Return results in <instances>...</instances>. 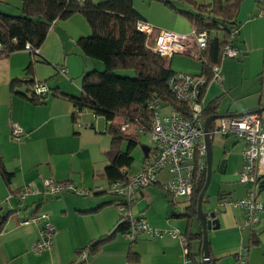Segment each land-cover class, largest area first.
I'll list each match as a JSON object with an SVG mask.
<instances>
[{
    "label": "crops",
    "instance_id": "0c3cea01",
    "mask_svg": "<svg viewBox=\"0 0 264 264\" xmlns=\"http://www.w3.org/2000/svg\"><path fill=\"white\" fill-rule=\"evenodd\" d=\"M132 5L142 22L152 26L154 31L169 30L187 35L192 31L185 18L160 1L132 0ZM20 6V0H0L3 13H14ZM235 22L238 36L233 46L240 54L234 58L245 57L252 29L264 31V3L243 0ZM89 34L85 18L74 14L57 21L48 30L38 49L39 56L19 51L0 57V157L10 175L8 183L0 176V218L6 216L5 226L0 231V264H185L183 240L187 220L181 214L187 203L180 198L173 200L163 190L167 174L160 173L157 182L137 192L130 210L132 217L142 218L149 227L178 230L181 238L139 234L135 241L129 240L124 231L118 230L119 214L114 205L117 197L109 193V184L103 175L107 165L105 154L111 141L109 124L89 110L77 111L71 101L60 96L49 93L43 103L28 98L29 85L21 79L29 64L36 83L44 82L47 88L67 95H80L82 75L100 68L97 62L83 57L76 44L79 37ZM261 47L264 51V39ZM175 55L188 57L189 64L197 63L199 70L193 75L200 74L201 51L192 42L183 52L164 59L165 67L171 69ZM244 57L241 61L246 59ZM61 68L66 70L64 75L58 73ZM178 68L179 71L171 70L184 71L181 66ZM252 84L256 81L252 80ZM237 88L228 77L212 80L202 96L204 108L212 103L215 114L228 115L264 107V79L256 86L238 90L240 93L236 96ZM12 122L23 129L18 140L11 137ZM242 165L243 160L237 173ZM136 171L138 169L128 175ZM45 179L71 182L78 193L48 196L43 189ZM239 184L220 189L218 194L228 200L244 198L249 185ZM25 186L35 193L20 201L17 191ZM255 189L257 198L264 199L263 189L259 190L258 186ZM94 190L101 192L93 193ZM220 199L217 196L216 205L205 212H214L219 224L207 233L209 264H264V214L253 226H243L244 212L219 206ZM41 215L48 217L54 231L50 250L36 254L32 246L43 227L44 221L37 219ZM190 231L201 232L199 221H192ZM103 236L108 238L93 251L86 249ZM201 242L196 239L190 242L193 253L201 250ZM83 249H86V257L80 260L78 251Z\"/></svg>",
    "mask_w": 264,
    "mask_h": 264
},
{
    "label": "trees",
    "instance_id": "16d2710c",
    "mask_svg": "<svg viewBox=\"0 0 264 264\" xmlns=\"http://www.w3.org/2000/svg\"><path fill=\"white\" fill-rule=\"evenodd\" d=\"M157 1L185 18L192 30L207 32V44L200 56L201 72L198 75L189 74L205 80L199 90V97L202 99L208 83L213 80L212 68L219 66L223 60L222 51L227 43L228 34L232 29L238 28L235 18L243 0H209L203 3L194 0ZM263 1L257 0L259 5H262ZM20 2L18 11L0 12V57L19 51L39 56V47L48 30L57 21L66 20L74 14H80L85 18L90 34L79 37L76 44L83 57L98 61V64L100 62L103 69L101 70L100 67V70L94 69L82 75L79 96L67 95L57 89L49 88L45 96H35L32 88L36 82L31 77L30 64L21 81L29 85L30 101L43 103L42 100L50 93L71 101L77 111L86 109L97 117H103L109 124L108 133L111 137L109 150L105 154L107 165L103 169V175L109 186L114 182L127 180L133 162L131 150L138 143L139 135L148 132L150 128L149 102L158 99L161 107H169L188 115V105L177 101L168 86L169 79L181 72H174L165 67V58L157 56L147 43V36L137 30V23L142 19L133 8L132 0H20ZM26 44L30 46L29 50L24 49ZM118 71H130L132 75H119ZM37 83L44 84V82ZM214 114L210 103L204 108L202 117L205 119ZM123 124L128 125L125 131L121 129ZM138 127H143V131L138 133ZM213 127L214 125H210V130ZM124 143L125 150L122 149ZM150 150L151 148L147 153L148 158ZM0 176L5 183H8L10 175L4 169L1 157ZM205 178L206 167L195 177L191 198L185 201L187 203L185 212L181 214L187 220L184 233L186 258L192 264H201L202 259L201 250L195 254L190 248L193 239L201 242L202 233L199 231L193 234L190 225L193 220L198 221L197 198ZM98 192L101 191H93V193ZM218 197L222 198L220 194ZM120 201L116 198L114 205ZM119 222L118 230L126 234L129 231L128 220L119 216ZM5 223L6 216L0 218V231ZM107 238V236L99 238L86 249L93 251ZM86 249L79 250L78 254L82 251L86 252Z\"/></svg>",
    "mask_w": 264,
    "mask_h": 264
},
{
    "label": "built area",
    "instance_id": "2783aa9c",
    "mask_svg": "<svg viewBox=\"0 0 264 264\" xmlns=\"http://www.w3.org/2000/svg\"><path fill=\"white\" fill-rule=\"evenodd\" d=\"M137 30L147 36V43L152 51L159 57L170 58L172 55L183 52L192 42L199 51L205 49L208 35L206 31H194L190 34H176L169 30H156L145 22L137 23ZM238 36V28H234L228 34L227 43L223 47L222 58H234L239 51L234 48L233 42ZM25 50L30 46L26 44ZM213 80H220L218 66L212 68ZM59 73L64 75L66 70L61 68ZM201 77H193L189 74H175L168 81V86L174 94L175 99L188 105V115L177 112L169 107H161L158 99L149 102L148 109L151 111L150 128L152 148L150 157H146L141 168L130 175L127 180L117 181L110 185L109 191L121 201L115 204L119 216H123L129 222V231L124 234L129 240L135 241L139 234H146L149 237L170 236L181 238L178 230H156L147 225L140 217L134 218L131 214V204L134 203V196L140 190L158 181L160 173L167 174L162 184L163 190L173 200L183 199L188 201L191 198L195 177L206 167V146L204 140L202 112L204 105L199 97V90L204 83ZM33 94L38 97L45 96L48 88L45 84L35 83ZM162 108H169L167 114H160ZM127 124L121 129L125 131ZM143 127H138V133ZM211 134L220 132L223 136L234 135L243 141L241 155L243 165L237 173L238 181L241 184L249 185V190L244 198L228 200L221 198L219 206L231 207L242 210L245 215L243 226H253L259 216L264 214V199L257 198L256 186L260 190V181L264 179V114H253L243 117H235L217 120ZM23 135V129L16 123H11V137L15 140ZM260 178L257 180V178ZM45 194L49 196H60L64 193H78L76 186L71 182H55L53 179L43 181ZM264 191V187H262ZM35 193L29 186L20 188L17 196L23 201L27 196ZM88 194V193H87ZM37 219L44 221L39 231L38 240L32 246L36 254L49 251L51 248V235L54 231L46 215ZM31 220V218H30ZM32 220H36L32 217ZM184 262L192 264L186 258L187 249L183 240ZM86 257L82 251L78 259ZM242 264V263H241Z\"/></svg>",
    "mask_w": 264,
    "mask_h": 264
},
{
    "label": "rangeland",
    "instance_id": "374dc122",
    "mask_svg": "<svg viewBox=\"0 0 264 264\" xmlns=\"http://www.w3.org/2000/svg\"><path fill=\"white\" fill-rule=\"evenodd\" d=\"M252 31V39L246 48L248 52L245 56L246 59L244 61H241V59L244 57H241V55L239 58H223V60L221 61V65L218 66V73L221 80H225L228 77L231 79L232 83L237 84V92L234 94L236 96L238 95V93H240L238 92V90L242 91L248 86H256L261 79H264V51L262 47L260 49V45L262 43V40L264 39V31L257 28H253ZM243 50H245V48H243ZM187 59L189 58L186 56L175 55L172 61L171 69L179 71L178 67L181 66V69L184 70L182 73L184 74L193 75V73H198V64L195 63V65L197 64L196 66L191 62L189 64V61ZM240 63H243V65L240 66ZM99 64L102 70L103 66L100 62ZM98 69L100 70V68ZM117 74L132 75V72L118 71ZM252 80H255L256 84H252ZM169 111V108H162L160 110V114H167ZM262 114H264V112ZM138 138V143L131 150L133 162L131 165V169L129 170V174H131L136 169L139 170L142 166V162L145 158L143 155L142 147H148L150 149L153 146L151 135L149 132L141 133ZM210 138L212 142V174L209 185L205 192L204 202L202 204V209L204 212L216 205V199L218 196V191H221L220 189H227V186L229 185L238 184V177L236 179L237 169L241 161L243 160V158L241 157L242 155L239 154V150L243 143L242 140L238 139L234 135L225 137L221 135L220 132L211 134ZM125 148L126 144L124 143L122 145V149L125 150ZM222 160H225L226 164L223 174L219 173L218 170L219 164ZM177 211L180 212L181 208L178 207Z\"/></svg>",
    "mask_w": 264,
    "mask_h": 264
},
{
    "label": "water",
    "instance_id": "95a60500",
    "mask_svg": "<svg viewBox=\"0 0 264 264\" xmlns=\"http://www.w3.org/2000/svg\"><path fill=\"white\" fill-rule=\"evenodd\" d=\"M264 112V107L250 111V112H243L239 114H226V115H209L204 119L203 124V132H204V140H205V146H206V178L204 185L198 195L197 198V205H196V214L197 219L199 221L200 227H201V233H202V242H201V251H202V259L201 264H209V252H208V238L207 233L210 229H216L218 228V220L215 218V213H205L202 209V203H203V197L205 195V192L207 190V187L210 182L211 174H212V142H211V132H210V125L212 122L220 119H228V118H235V117H243L253 114H261ZM143 155L144 157L147 156V153L149 151L148 147H142ZM225 160H222L219 164V173L223 174L225 171ZM260 178L258 177L257 180ZM264 187V179L260 181L259 188Z\"/></svg>",
    "mask_w": 264,
    "mask_h": 264
},
{
    "label": "flooded vegetation",
    "instance_id": "af4514ba",
    "mask_svg": "<svg viewBox=\"0 0 264 264\" xmlns=\"http://www.w3.org/2000/svg\"><path fill=\"white\" fill-rule=\"evenodd\" d=\"M217 121V120H216ZM216 121L212 122L211 125H215Z\"/></svg>",
    "mask_w": 264,
    "mask_h": 264
}]
</instances>
